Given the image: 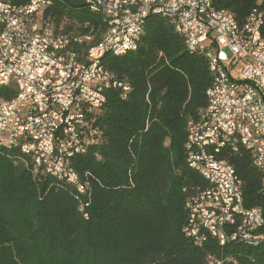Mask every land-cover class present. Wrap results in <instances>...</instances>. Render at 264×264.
I'll return each instance as SVG.
<instances>
[{"label":"trees","instance_id":"trees-1","mask_svg":"<svg viewBox=\"0 0 264 264\" xmlns=\"http://www.w3.org/2000/svg\"><path fill=\"white\" fill-rule=\"evenodd\" d=\"M214 5L239 23L255 8L264 13V0ZM45 15L65 30L92 33V44L108 30L86 0H52ZM184 40L168 16L151 15L136 48L103 56L101 65L122 85L104 90L106 102L91 119L98 140L66 157L76 181L38 165L21 144L0 141V264H264V224L257 244L240 237L221 244L209 232L201 243L186 232L189 204L210 186L189 161V127L208 107L215 75L205 52ZM16 94L13 83L0 85V100ZM217 155L241 178L245 207L264 216L250 150L225 145Z\"/></svg>","mask_w":264,"mask_h":264},{"label":"built area","instance_id":"built-area-1","mask_svg":"<svg viewBox=\"0 0 264 264\" xmlns=\"http://www.w3.org/2000/svg\"><path fill=\"white\" fill-rule=\"evenodd\" d=\"M51 4L0 0V85L13 83L17 89L14 98L0 100V141L21 144L38 165L76 181L66 157L86 152L98 140L91 119L106 102L104 90L122 85L101 59L136 48L149 16H168L187 47L209 57L215 75L209 105L189 127V161L210 186L189 204L186 232L201 243L209 232L221 244L239 237L257 244L263 212L245 207L241 178L217 153L225 145L246 146L264 185L263 11L255 8L239 23L214 0H86L108 24L92 44V33L65 30L47 17Z\"/></svg>","mask_w":264,"mask_h":264},{"label":"rangeland","instance_id":"rangeland-1","mask_svg":"<svg viewBox=\"0 0 264 264\" xmlns=\"http://www.w3.org/2000/svg\"><path fill=\"white\" fill-rule=\"evenodd\" d=\"M228 55H230V54L228 53Z\"/></svg>","mask_w":264,"mask_h":264}]
</instances>
